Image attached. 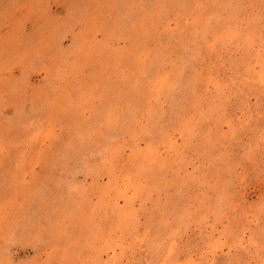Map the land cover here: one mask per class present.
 I'll return each instance as SVG.
<instances>
[{
    "label": "rangeland",
    "instance_id": "1",
    "mask_svg": "<svg viewBox=\"0 0 264 264\" xmlns=\"http://www.w3.org/2000/svg\"><path fill=\"white\" fill-rule=\"evenodd\" d=\"M0 264H264V0H0Z\"/></svg>",
    "mask_w": 264,
    "mask_h": 264
}]
</instances>
